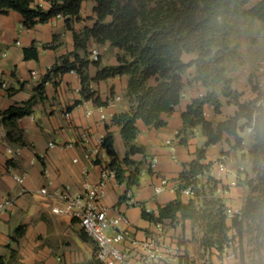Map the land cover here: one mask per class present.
I'll return each mask as SVG.
<instances>
[{"label":"crops","instance_id":"0c3cea01","mask_svg":"<svg viewBox=\"0 0 264 264\" xmlns=\"http://www.w3.org/2000/svg\"><path fill=\"white\" fill-rule=\"evenodd\" d=\"M95 4L94 0L83 1L80 19L72 21L73 30L67 27L65 16H54L47 22L22 28L23 16L19 12L11 10L0 13V115L13 105L23 106L31 98H36L32 113L18 118L14 123L4 124L6 139H0V198H16L14 207L0 216V264H89L96 255V245L81 229L78 219L54 213L52 208L58 204V200L53 195L40 192L41 188L48 186L50 192L68 187L72 193H80L84 191L86 182L99 180L102 165L93 158L85 157L84 132L90 134L96 144L111 131L120 159L126 156L129 148L122 137L121 127L113 123V118H100L101 112L97 107L102 105L97 104L94 98L86 99L83 96L79 73L68 71L55 74L52 71L56 64H62L64 58L73 61L76 53L82 58H91V50L101 44L112 47L106 56L100 51L101 65L119 63L120 50L110 41L99 43L90 39L86 48H76L74 30L81 33L86 26L94 24ZM33 5L48 10L51 0H34ZM32 47H36L38 58L26 56L25 49ZM196 57L194 53L183 54L186 62ZM94 65L89 63L87 68L91 89L96 91L95 96H100L102 101L115 102L112 107L103 105V111L116 114L129 110V76L95 81L98 67ZM33 72H36V77ZM185 74V96L181 97L172 113L162 114L167 122L165 126L155 127L142 120L137 121L139 133L133 143L144 150L131 154L130 158L135 164H124V167L139 168V183L128 186L126 182L112 178L108 184V195L104 203L110 213L123 211L129 216L138 238H144L155 229L154 222L143 218V208L158 213L159 205H165L176 197V191L169 189L155 193L154 186L159 178L165 176L178 186L185 164L197 158L200 149H206L202 161L210 163L211 168H214L212 177L227 189L223 197L227 207L242 212L250 194V187L239 183L246 177L254 176L250 152L245 147L252 134L248 133V126L239 129L242 141L238 144L233 135L226 134L218 143L207 146V136L201 126L193 129L194 133L189 136L186 144L180 142L177 134L183 126L182 112L194 98L208 91L201 81L196 78L188 80ZM245 74L242 70L234 73L241 76L237 81L243 83L239 84L235 76H232V70L228 72V76L233 79L232 88L241 94L240 100L250 101L244 93H251L253 100L258 92L246 81ZM256 74L257 82L260 74L258 71ZM46 75L49 77L40 94L37 87ZM3 82L7 83L6 88L2 86ZM219 99V111L215 110L213 104L205 105L206 117L215 125L234 116L238 110V106L229 97L220 94ZM88 111L92 113L88 114ZM245 121L241 119L240 126H244ZM168 140L176 146V159L172 157ZM49 142L73 145L68 148L50 147ZM8 144L20 148L17 158L11 159L7 152ZM238 152L242 160L249 161V170L240 163ZM222 153H227L230 159L226 163L227 171L219 173L217 160ZM154 155L159 157V162L155 168H151L150 159ZM24 172V181L20 184L17 178ZM202 176L205 175L199 178ZM233 182L236 184L232 185ZM183 198L187 200L189 197L183 194ZM228 224H231V218ZM164 227L169 237L181 242L185 254L183 259L188 261L187 264H240L237 257L223 262V254L219 256L215 248L205 249L202 245L204 232L195 227L191 219L176 222L167 220ZM235 233L234 229L229 231L230 236ZM183 264H186L185 260Z\"/></svg>","mask_w":264,"mask_h":264},{"label":"trees","instance_id":"16d2710c","mask_svg":"<svg viewBox=\"0 0 264 264\" xmlns=\"http://www.w3.org/2000/svg\"><path fill=\"white\" fill-rule=\"evenodd\" d=\"M34 0H0V13L11 10L23 16V24L32 27L38 22H47L62 14L66 17L67 27L73 30L72 21L80 19L82 3L85 0H51L48 10L33 5ZM96 20L92 26H86L78 33L74 30L76 48H86L90 39L99 43L110 41L123 51L118 56L117 65L100 66L98 58L94 64L98 67L95 81L110 77L128 75V91L131 106L124 112L113 116V123L121 127V134L129 147L126 156L120 159L115 146L114 135L109 131L103 145L109 154L110 166L116 171L119 182L128 186L139 183L140 171L124 167L135 164L131 154L143 152V147L133 143L139 133L138 120L155 127L167 124L163 113H172L179 104L185 87L184 74L196 66V79L208 89L203 96L194 98L182 112L183 126L178 132L180 142L186 144L194 128L201 126L207 136L206 145L216 144L226 134L233 135L238 143L242 141L239 129L253 125V143L249 150L253 177H246L239 183L250 187V194L243 207L242 214L231 218L228 224L226 203L216 195L219 181L209 176L204 185L198 182L199 176L209 171L211 164L203 163L206 149H200L197 158L186 163L179 177L176 197L165 205H159L158 213L143 208L142 216L154 223L191 219L195 227L203 230L202 245L205 249L215 248L222 256L231 240H235L233 251L240 264H264V109L257 104L261 92L256 98L241 101V94L232 88V79L226 75L225 60L231 49L230 30L233 17L252 16L264 22V0H94ZM27 57L38 58L36 47L25 49ZM194 53L196 58L186 62L184 53ZM89 59L75 54L73 61L64 58L62 64H56L55 74L75 69L82 81V94L86 99L94 98L99 105H107L96 91L90 87L87 68ZM44 81L37 87L42 94ZM222 83L221 94L229 97L238 110L216 125L205 115V105L213 104L219 111V94L213 89L216 83ZM36 98H31L23 106L13 105L1 112L4 124L14 123L18 118L30 115ZM79 103V101L77 102ZM245 119L244 126L239 124ZM108 128V126H107ZM132 142V143H131ZM191 187L194 196L183 198V189ZM234 229L236 233L229 235ZM249 236L245 243L244 236ZM246 245L252 249L247 250ZM184 258V257H183ZM187 264L188 261L183 259ZM89 264H104L95 257Z\"/></svg>","mask_w":264,"mask_h":264},{"label":"built area","instance_id":"2783aa9c","mask_svg":"<svg viewBox=\"0 0 264 264\" xmlns=\"http://www.w3.org/2000/svg\"><path fill=\"white\" fill-rule=\"evenodd\" d=\"M63 16L62 14L57 15ZM22 28L26 26L21 24ZM91 55L94 60L100 56L98 46L91 50ZM260 78L257 80V86L261 97L257 104L264 109V61L258 66ZM71 73H78L75 69L70 70ZM36 72L33 76L36 77ZM2 86L7 87V83L3 82ZM82 90V88L80 89ZM185 96V93H182ZM115 102H108L106 106L112 107ZM105 106H98L100 110V118L107 119L109 116L113 118V112L103 111ZM92 111H88L91 114ZM206 115V113H205ZM248 133L253 132V125L248 126ZM0 139H6L5 125L0 115ZM103 141L94 143L90 134L83 133V142L86 147L85 157L93 158L102 165L101 176L98 181L85 183L84 191L80 193H72L68 187L55 189L50 192L48 186L41 188L40 192L44 195H53L58 204L53 206L52 211L56 214L67 215L71 218L78 219L81 229L94 241L96 245V258L104 264H183L184 249L181 242L173 239L166 234L164 223H155V229L144 238L135 236L132 223L129 216L118 211L110 213L109 208L104 203V199L108 195V184L110 179L116 178V171L109 164L111 158L103 145ZM73 143L57 144L49 142L50 147L60 146L61 148L71 147ZM167 145L173 152V159H176V146L171 141H167ZM7 152L11 159L17 158L20 154V148H13L7 145ZM227 153H222L217 160L218 172L227 171L226 163L229 160ZM78 159H75L77 161ZM159 162V157L154 155L150 159L151 168H155ZM25 172L17 178V181L22 184L25 177ZM233 182L232 185H235ZM176 191L177 185L171 183V180L165 176L159 178L158 183L154 186L156 194L164 190ZM183 194L188 197L194 196V191L191 187L183 189ZM227 189L221 185L216 188V195L224 197ZM16 203L14 196L0 198V216L1 214L11 210ZM226 214L228 218H232L237 214H242L238 209L227 207ZM235 240H231L223 252V262L229 261L236 257L233 251Z\"/></svg>","mask_w":264,"mask_h":264},{"label":"rangeland","instance_id":"374dc122","mask_svg":"<svg viewBox=\"0 0 264 264\" xmlns=\"http://www.w3.org/2000/svg\"><path fill=\"white\" fill-rule=\"evenodd\" d=\"M256 1L258 0H253L249 6L254 4ZM230 22H231L230 36L232 34L231 42L233 45H231V49L228 52L224 63L226 66V75L227 77H229L228 72H231L232 70V74H233L232 76H235L236 82L242 84L243 82L237 81V79L240 78L241 76L234 75V73H236L238 70L240 71L242 70L243 73L246 72L245 74L246 81L249 84H254L256 83V75H257L256 71L258 70L257 67L261 64L262 61H264V22L252 16L233 17L230 20ZM98 48L100 51H102L104 56H106L110 53L112 47L109 45L101 44L98 46ZM122 52L123 51L120 50L118 56H122L123 55ZM89 59H90V63L94 65L95 60L92 57ZM100 66L104 67L105 65L100 64ZM196 74H197V68L196 66H192L190 70L186 72L185 76L187 77L188 80L190 79L192 80L196 78ZM237 83H235V86L237 85ZM222 85L223 84L219 82L216 83L213 87V89L216 90L219 95L221 94ZM246 86L247 85L245 84V87ZM244 94L247 96L248 100H251L252 98L251 93L245 92ZM252 139H253V134L249 135L247 139V143L245 147L248 150H250L251 145L253 143ZM237 156L240 160V163L245 165L249 170L251 167L249 161L242 160L240 152L237 153ZM213 169L214 168L212 167L211 170L203 174L205 176H202L198 180V182L205 185L208 182L209 176H214L211 174ZM248 238L249 236L245 234L244 236L245 243H248L247 241ZM246 249L247 250L252 249V246L246 245Z\"/></svg>","mask_w":264,"mask_h":264}]
</instances>
